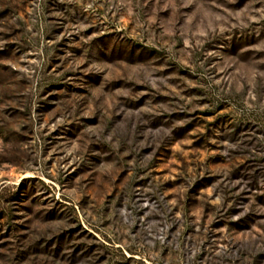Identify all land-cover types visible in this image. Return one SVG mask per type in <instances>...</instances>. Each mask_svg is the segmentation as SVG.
<instances>
[{
    "label": "rangeland",
    "instance_id": "rangeland-1",
    "mask_svg": "<svg viewBox=\"0 0 264 264\" xmlns=\"http://www.w3.org/2000/svg\"><path fill=\"white\" fill-rule=\"evenodd\" d=\"M0 264H264V0H0Z\"/></svg>",
    "mask_w": 264,
    "mask_h": 264
}]
</instances>
